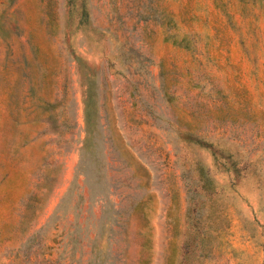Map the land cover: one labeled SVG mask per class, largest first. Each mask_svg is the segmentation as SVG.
<instances>
[{"label":"rangeland","instance_id":"obj_1","mask_svg":"<svg viewBox=\"0 0 264 264\" xmlns=\"http://www.w3.org/2000/svg\"><path fill=\"white\" fill-rule=\"evenodd\" d=\"M0 264H264V0H0Z\"/></svg>","mask_w":264,"mask_h":264}]
</instances>
